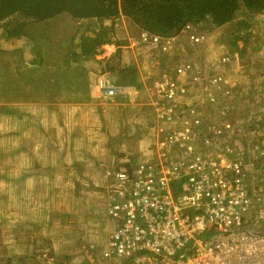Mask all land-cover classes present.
I'll return each instance as SVG.
<instances>
[{
    "label": "built area",
    "instance_id": "built-area-1",
    "mask_svg": "<svg viewBox=\"0 0 264 264\" xmlns=\"http://www.w3.org/2000/svg\"><path fill=\"white\" fill-rule=\"evenodd\" d=\"M197 25L134 37L148 69L131 84L93 74L99 103L146 104L153 116L147 157L108 172L107 264H264V143L239 142L227 118L237 83L226 66L240 54L190 57L209 40Z\"/></svg>",
    "mask_w": 264,
    "mask_h": 264
},
{
    "label": "crops",
    "instance_id": "crops-1",
    "mask_svg": "<svg viewBox=\"0 0 264 264\" xmlns=\"http://www.w3.org/2000/svg\"><path fill=\"white\" fill-rule=\"evenodd\" d=\"M262 13L258 15L264 18ZM64 15L35 26L36 37L42 43L47 35L55 37L51 46H59L50 50L71 46L75 25ZM107 21L115 25L114 39L127 40V44L117 53L119 46L102 43L98 54H94L102 60L99 64L106 67V61L117 54L120 60L112 71L95 69L94 72L108 71L122 82L128 74H133V79L139 77L147 71V63L138 55L134 39L122 34L124 17L107 19L106 26ZM50 25L54 29L52 33L48 32ZM21 40L16 44L10 39L0 40L3 242L11 253H27L36 240L43 248L29 264L31 260L43 264L44 253L61 264H107L103 256L115 228L107 214L106 187L114 182L108 172L147 157L145 148L150 141L147 135L141 138L138 132L140 113H146L148 106L119 101L101 104L92 91L91 98L95 99L98 110L91 105L93 102L74 104L58 95L56 101L45 100L36 90L47 88V73L29 60L35 55L31 43L26 40L27 47L17 49L22 45ZM60 43L64 45L61 47ZM23 77L29 80L26 82ZM106 109L108 112L104 113ZM23 223L27 224L21 226ZM32 224L38 228L28 238L21 231Z\"/></svg>",
    "mask_w": 264,
    "mask_h": 264
},
{
    "label": "trees",
    "instance_id": "trees-1",
    "mask_svg": "<svg viewBox=\"0 0 264 264\" xmlns=\"http://www.w3.org/2000/svg\"><path fill=\"white\" fill-rule=\"evenodd\" d=\"M262 12L264 0H0V30L4 29L3 36L7 38L25 37L36 47L32 63L46 69L48 88L61 100L81 102L91 97V75L95 69L90 65V59L102 63L101 59L92 55L98 53L104 42L119 46L117 53L127 44V40L114 39L115 25H104L107 19L114 21L124 16L133 27L135 37L142 30L174 35L188 23L201 24L204 29L208 27L210 30L233 26L231 31L224 32L228 36L229 50L245 55L253 36L250 19ZM62 14L78 24L71 46L69 49L48 51L37 39L35 26L40 22L50 23ZM85 19L98 20V29L94 28L91 34L87 31L80 33L79 24ZM117 55L110 57L102 70L113 68L120 60V55L119 59ZM63 90L67 91L66 98L62 97ZM45 99L56 101L55 95ZM32 255L36 252L0 254V264H28Z\"/></svg>",
    "mask_w": 264,
    "mask_h": 264
},
{
    "label": "rangeland",
    "instance_id": "rangeland-1",
    "mask_svg": "<svg viewBox=\"0 0 264 264\" xmlns=\"http://www.w3.org/2000/svg\"><path fill=\"white\" fill-rule=\"evenodd\" d=\"M263 14V13H262ZM261 15H254L252 16L251 20V30L253 33V36L251 37V43L248 47V51L245 55L240 54V65L237 63H232L227 65L226 71L229 72V74L234 78V80L237 83V90L235 92L236 99L235 102L233 103V109L230 114L227 115L228 120L233 121L235 123V126L237 127L235 129V135L236 139L239 140V142H247L250 141L251 144H260L264 143V18H262ZM65 19L67 21H72L75 25L74 33L77 30L78 24L74 22L68 15H64ZM124 17V16H120ZM119 17V19H120ZM124 22V29H122V34L127 35L128 37H135V34H133V27L130 25V22L125 19ZM104 23V22H103ZM109 23V24H108ZM53 24V23H52ZM60 25H65L64 23L59 22ZM99 21L98 20H92V19H85L79 24V32L82 33L84 31H93V29H98ZM107 25H110V22H106ZM200 32L207 33L209 35V40L205 44H201L199 46H196L195 48L191 49L190 51V57H196L195 59L200 62L201 64H206L210 61L216 60L219 58L224 52L225 53H230L231 51L229 50L228 46V36L224 34L226 30L231 31L233 29V26H221L214 28L210 30L204 29L201 24H198L196 27ZM54 31V29H53ZM51 29H49V33L53 32ZM4 29L2 28L0 30V40L1 39H10L13 44H16L19 41L18 39L15 38H7L3 36ZM47 35V34H46ZM21 42V47L17 49H25L24 47L27 45L26 44V38L22 37ZM44 40L42 44L43 47L48 50V51H55V50H50V49H57L58 44L52 45L55 41V37L51 35H47V37L43 38ZM239 44L242 45V41H239ZM61 47L64 45V43H60ZM32 47V51L36 52V47L33 45H30ZM27 47V46H26ZM101 48V47H100ZM98 48V50H100ZM64 48H60L58 50H62ZM57 51V50H56ZM237 52V51H236ZM98 54V53H97ZM94 57V55H92ZM34 57L29 59L31 62L34 61ZM123 58V57H122ZM127 58V56L125 57ZM12 66H14L15 63H11ZM25 64V63H21ZM90 65L91 66H96L94 69L97 71L99 69H102L105 67L103 64H99L98 62H93L90 59ZM45 72L47 73L46 69L42 66H40ZM26 70V68H23ZM112 69V68H111ZM109 69V71H112ZM95 73V72H94ZM91 75V78L93 77V74ZM48 78V76H47ZM23 80L26 82L29 80L27 77H23ZM92 81V80H91ZM39 90L40 94H43L45 98L52 97L54 95H58L55 93L53 90L49 89L48 86L47 88L44 89H37ZM36 90V91H37ZM67 96V91L63 90L62 97L66 98ZM46 100V99H45ZM92 103L91 104L94 108L98 110V105L95 104V99L91 98L88 100H84L81 102H71L74 104H80V103ZM147 107V106H146ZM149 107V106H148ZM147 107L146 113H140L141 114V121H139V132L138 134L141 135L142 137H145L147 135L149 126L152 124V108ZM106 111V112H105ZM104 113H107L108 110L106 109ZM3 124V122H1ZM145 134V135H144ZM245 134H248L249 137L245 136ZM2 136V135H1ZM1 194V192H0ZM2 201V199H0ZM2 209V205L0 207ZM4 212V211H3ZM27 223L21 224V226H24ZM20 226V225H19ZM29 226V225H28ZM33 226V228H32ZM36 225H30L29 227H26V229L22 230L21 232L25 233L28 238L31 237L32 232H35V229L38 227H34ZM18 228V227H17ZM4 240L2 239V233L0 232V254L1 255H20V254H25V253H11L9 252V247L5 245L3 242ZM34 247L31 249V251L28 252H36V255L41 251L43 248L41 245L37 243V241H33ZM5 245V246H4ZM45 248V247H44ZM27 252V253H28ZM47 254V253H46ZM36 255H32L28 258V264L30 259H34ZM40 263V261H38ZM31 263L36 264L33 260H31ZM30 263V264H31ZM43 263V262H41Z\"/></svg>",
    "mask_w": 264,
    "mask_h": 264
},
{
    "label": "water",
    "instance_id": "water-1",
    "mask_svg": "<svg viewBox=\"0 0 264 264\" xmlns=\"http://www.w3.org/2000/svg\"><path fill=\"white\" fill-rule=\"evenodd\" d=\"M132 79H133V74H128L126 79H125V81H123V83L131 84L132 83Z\"/></svg>",
    "mask_w": 264,
    "mask_h": 264
}]
</instances>
